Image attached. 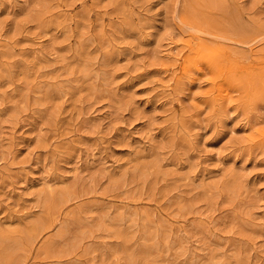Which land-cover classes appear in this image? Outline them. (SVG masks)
<instances>
[{"label": "rangeland", "instance_id": "obj_1", "mask_svg": "<svg viewBox=\"0 0 264 264\" xmlns=\"http://www.w3.org/2000/svg\"><path fill=\"white\" fill-rule=\"evenodd\" d=\"M0 264H264V0H0Z\"/></svg>", "mask_w": 264, "mask_h": 264}]
</instances>
